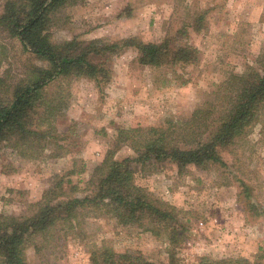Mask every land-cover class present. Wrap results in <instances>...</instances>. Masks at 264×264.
<instances>
[{
    "label": "rangeland",
    "instance_id": "374dc122",
    "mask_svg": "<svg viewBox=\"0 0 264 264\" xmlns=\"http://www.w3.org/2000/svg\"><path fill=\"white\" fill-rule=\"evenodd\" d=\"M4 3L0 0V13ZM52 35L58 44L75 37L160 42L178 36L200 50V60L184 67L142 65L130 47L108 62L112 79L102 93L91 79L52 82L43 94L52 105L60 104L52 118L57 140L46 138L37 151L28 152L31 157L0 144L2 214L33 215L44 191L60 182L61 199L91 194V174L109 150L116 151V159L135 154L129 144L114 146L120 130L181 127L199 107L217 115L228 77L259 69L264 59V0H79L62 10ZM0 51L6 56L0 75L13 85L29 54L1 31ZM4 91L1 99L8 96ZM262 125L254 123L223 151L224 166L192 165L180 172L169 162L146 163L138 183L175 207L183 224L173 243L165 232L121 225L108 215L81 216L72 225L60 223L34 236L26 250L29 264H93L92 250L100 248L140 251L165 264H198L204 255L264 263Z\"/></svg>",
    "mask_w": 264,
    "mask_h": 264
},
{
    "label": "trees",
    "instance_id": "16d2710c",
    "mask_svg": "<svg viewBox=\"0 0 264 264\" xmlns=\"http://www.w3.org/2000/svg\"><path fill=\"white\" fill-rule=\"evenodd\" d=\"M77 1L5 0L0 13V31L10 39H18L29 54L22 77L13 85L0 75V90L8 92L7 98H0V144H10L23 157H31L28 152L37 151L46 138L57 140L52 118L60 104L52 105L43 92L58 78L91 79L102 93L112 79L108 62L130 47L137 50V60L142 65L184 67L200 60L197 47L181 43L178 36L172 35L160 42L129 36L116 41L75 37L63 44L55 43L52 30L62 10ZM1 54L2 51L0 65L6 58ZM259 63V69L228 77L223 109L217 115L212 109L199 107L181 127L120 130L114 146L129 144L135 154L116 159V151L109 150L91 174V194L61 199L60 182L44 191L33 215L0 213V264H29L26 250L34 236L46 234L60 223L72 225L81 216L108 215L121 225H139L156 235L165 232L172 243L176 241L183 226L178 224L176 208L153 198L137 177L145 176L149 161L169 162L180 172L192 165L224 166L223 151L248 134L254 123L262 121L264 131V59ZM39 107L44 109L39 111ZM91 260L93 264H165L140 251L118 252L113 248L93 249ZM198 264L264 263L245 257L214 259L204 255Z\"/></svg>",
    "mask_w": 264,
    "mask_h": 264
}]
</instances>
